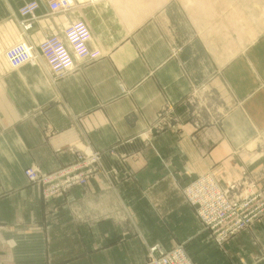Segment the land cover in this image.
I'll use <instances>...</instances> for the list:
<instances>
[{
    "label": "crops",
    "instance_id": "1",
    "mask_svg": "<svg viewBox=\"0 0 264 264\" xmlns=\"http://www.w3.org/2000/svg\"><path fill=\"white\" fill-rule=\"evenodd\" d=\"M30 1L0 0V264H144L182 244L195 264H264V218L222 249L180 190L264 183V0H71L25 31ZM76 19L93 59L61 78L41 57L9 67L5 46ZM83 148L101 153L89 186L47 206L25 170Z\"/></svg>",
    "mask_w": 264,
    "mask_h": 264
},
{
    "label": "built area",
    "instance_id": "2",
    "mask_svg": "<svg viewBox=\"0 0 264 264\" xmlns=\"http://www.w3.org/2000/svg\"><path fill=\"white\" fill-rule=\"evenodd\" d=\"M43 5L50 15L64 13L72 8L71 0H32L20 9L21 25L25 31L33 27L36 11ZM91 34L82 20H73L63 34L46 36L38 45L19 42L5 52L9 67L16 69L26 64L35 65L41 57L55 77L61 78L75 67V60H90L94 55L89 49ZM173 108L166 107L160 117L163 124L173 118ZM101 164V153L91 148L75 150L74 161L51 172L28 168V182L37 186L47 206L64 199L76 189L89 186ZM205 231L213 234L218 242L230 239L264 218V183L243 177L225 187L212 174H205L180 188ZM220 243V242H219ZM144 264H194L183 245L165 250L160 245L149 248Z\"/></svg>",
    "mask_w": 264,
    "mask_h": 264
},
{
    "label": "rangeland",
    "instance_id": "3",
    "mask_svg": "<svg viewBox=\"0 0 264 264\" xmlns=\"http://www.w3.org/2000/svg\"><path fill=\"white\" fill-rule=\"evenodd\" d=\"M23 42V41H22ZM15 45V44H14ZM14 45H7V46H5V52L9 49V48H11V47H13ZM4 52V53H5ZM99 152V151H98ZM259 222V221H258ZM257 223V222H256ZM255 223V224H256ZM254 224V225H255ZM254 225L251 227V228H249V229H247V230H245L246 232H248V231H250V230H252L253 228H254ZM205 231V230H204ZM206 232H208V231H206ZM244 232V231H243ZM242 233V232H241ZM241 233H239V234H237V235H235V236H231V238L230 239H227V240H225V241H223L222 239L218 242V240H217V238L213 235V234H211L210 232H209V234H210V237L213 239V241H215L216 242V244L220 247V248H222V249H224L226 246V244L228 243V242H230L231 240H233L234 238H236V237H238ZM183 245V244H182ZM184 246V245H183ZM185 247V246H184ZM191 259V258H190ZM195 264V263H194Z\"/></svg>",
    "mask_w": 264,
    "mask_h": 264
}]
</instances>
